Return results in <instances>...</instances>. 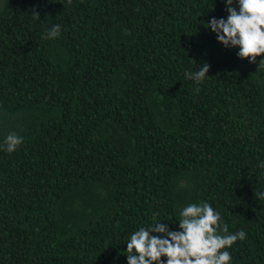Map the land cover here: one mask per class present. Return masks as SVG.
Listing matches in <instances>:
<instances>
[{
  "label": "trees",
  "instance_id": "trees-1",
  "mask_svg": "<svg viewBox=\"0 0 264 264\" xmlns=\"http://www.w3.org/2000/svg\"><path fill=\"white\" fill-rule=\"evenodd\" d=\"M228 15L223 0H0V264H127L154 215L181 231L205 202L246 233L230 264H264V55L205 27Z\"/></svg>",
  "mask_w": 264,
  "mask_h": 264
},
{
  "label": "clouds",
  "instance_id": "clouds-1",
  "mask_svg": "<svg viewBox=\"0 0 264 264\" xmlns=\"http://www.w3.org/2000/svg\"><path fill=\"white\" fill-rule=\"evenodd\" d=\"M223 2L229 14L227 20L213 17L205 27L214 32L218 42L226 48L238 47L241 59L248 58L250 63H255L258 56L264 55V0H238V10L232 7L233 0ZM67 3L71 4L72 0ZM31 15L40 18L37 11ZM59 35L60 25H55L44 38L53 39ZM262 63L264 60L260 61ZM209 67L204 63L199 71L186 73V77L202 83ZM22 142V137L9 134L5 140L7 152H14ZM255 195L261 197L264 193ZM178 221L181 231H173L154 215L150 228L135 231L126 242L127 264H164L161 257L167 258L166 264H230L232 256L226 249L246 239L243 230L229 234L227 224L220 223V214L207 202L184 207Z\"/></svg>",
  "mask_w": 264,
  "mask_h": 264
}]
</instances>
